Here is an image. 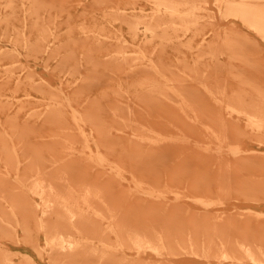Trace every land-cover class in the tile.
I'll use <instances>...</instances> for the list:
<instances>
[{"label": "bare ground", "instance_id": "6f19581e", "mask_svg": "<svg viewBox=\"0 0 264 264\" xmlns=\"http://www.w3.org/2000/svg\"><path fill=\"white\" fill-rule=\"evenodd\" d=\"M19 1L21 15H16V6L14 4H11L13 9L10 8L11 10L8 11V14H4L3 22L7 23L9 20L11 24L13 19L17 23H13L12 33L7 35L8 38L6 37L9 47L4 49L0 47V61L6 58L14 59L11 60V64L8 62L9 65H7L8 63H0L4 68L3 72H1V77L4 76V78H1L0 92L3 90L2 88L10 89L11 86H13L11 91L14 92V95L19 90L27 91V88L28 90H33V86L41 89L43 87L41 84H27V74L33 71L27 67L28 62L36 66L43 62V67L46 68V62L51 60V54L60 56L59 50L55 53L53 50L55 49L56 51V48L69 43L75 46L78 45V48L89 58L87 59L89 61H93V57H89L90 54L87 51H93L95 48L99 50L98 47L100 45L106 46L99 50L102 53L99 55L100 58L101 56H107L102 58V63H109L108 66L110 67H115L118 63L125 64V68H118L112 72L114 76L110 78L113 79L111 85H100L97 88L101 92L100 95H106L108 92L115 93L117 91L116 87L134 91V98L131 103L137 108H130L128 105L131 103L128 102L125 103V106L130 108L129 111L140 117V122L161 125L170 121L184 127V129L189 128L185 125V121L192 118L189 116L188 111L193 110L196 112V110H199V112L205 113L209 103L206 96L214 103L219 102L217 95L230 99L229 101L236 99L243 105L253 103V100L244 102L240 98V95L245 94H240L242 86L233 87L236 84L222 75H220V86L217 85L218 78L216 77H213L214 80L210 81L201 77H198L199 79L195 81L186 79L179 81L168 77L151 79L145 77L147 73L163 76L162 73L164 71H170L167 67L162 68V66L169 62L168 56L171 53L176 52V55L179 56V47L184 46L185 42H187L186 38L190 40L186 46H194L192 52L195 54L208 52L207 56L209 57L210 54H213L212 49H217V46L208 44L203 36L196 37L192 34L190 37L186 36V38H183L174 32H171L173 33L172 35L169 34L170 31L176 29V25L184 26L183 32L189 31L190 25L188 23L190 21H187L186 18L190 12L182 16L177 9L178 5L186 4L187 0H153L156 6L161 1L165 4L168 2L169 5H162L165 10L163 12L161 9L156 8L155 12L147 15V18L137 15L125 17L126 12L117 13V10H123L124 8L121 5V0H118L114 6L117 10L113 7L111 1L107 3L108 7L115 9L117 13L116 17H114L117 22L113 27L119 29V35L125 37L126 33L132 43H154V47L158 51L153 52V56L146 57L140 51L142 56L146 57L144 61L135 60L127 56L121 39L117 42L118 50L109 52L108 46L113 44L112 39L115 38L116 40L118 36H112L108 32L100 30L89 29L88 17L93 16L94 12L100 9L102 4L106 5L105 2L102 3L100 0H79L76 1L77 5H75L74 3H65L63 0L61 2L58 0L60 3L58 2L57 4L48 0ZM254 1L225 0V6L234 15L245 17L255 10ZM4 4L6 6V3ZM15 4L17 5V3ZM97 4L99 7L96 6ZM75 16H80L77 25L72 22V18ZM0 20L2 19L0 18ZM139 24L143 25L141 30L138 28ZM44 29L47 32L46 38L42 36ZM194 41L196 43L191 44ZM68 54L67 51H63L61 56H67ZM22 60L26 62L27 66L21 63ZM100 61L96 60L93 64H97ZM53 62L65 65L70 60L63 57L61 60L55 59ZM10 67L12 69L17 67L19 70L16 72V68H14L15 72H12L14 75L10 73V75L6 76V70L8 71ZM102 73H105L104 70L97 69L95 73H92V78L95 77L99 80ZM99 76L100 78H98ZM146 80L149 81L148 85H139ZM29 82H33V80L30 79ZM207 83L210 85V89L206 87ZM5 84H10L11 86L8 87ZM93 88L95 86L92 85L89 97L97 95V90H93ZM212 88L215 90H212ZM136 89H139L138 92ZM71 90V96L76 97L79 91H77V87H71ZM227 90H230L228 95L226 93ZM29 95L30 93L26 92L25 98H16V102H12L18 105L17 110L25 111L26 106L30 102ZM108 97H110L109 94ZM7 103L11 104L10 102ZM66 103V106L70 107V114H68L69 112L67 113L64 107L65 104L49 100L36 105L41 108L23 112V116L7 115L8 117L5 118L4 124L8 123L11 134L17 131L19 136L26 134L28 126H33V124L47 128L55 125L58 127L54 129V136L56 135V130L59 129V125L69 124L71 121L75 122L77 120L78 108L70 101H66ZM88 106L84 107L86 109L84 114H87ZM5 110L3 109V111ZM19 111H16V113ZM195 116L193 115V118ZM253 117L256 118L257 116ZM29 118L34 123H29ZM249 118L250 116H247L248 122H251ZM87 119L96 121L91 116H87ZM81 120L86 123L83 119ZM261 120L262 118L257 117V122ZM234 121L237 122L236 120H231V118L224 120L220 114V127L228 129L232 127V123H235ZM263 126L264 124H256L257 128ZM41 141L43 143V140ZM95 143L97 149H99V143L97 141ZM101 144L103 145V143ZM119 147L120 154L118 159L127 163L132 170L135 172L151 170V175L147 177V180L156 179L161 174L160 171H164L163 176L165 173L166 177L172 176L173 178L170 179L174 180H177L176 176L179 174L187 175V181L195 184L196 182L198 183V176L204 171L211 169V167L213 169L209 177H215L218 180L223 177L227 178L229 174L235 177L242 175V170H249L252 167L264 168V153H254L252 145H247L245 149H238L237 152L243 151L244 153L238 154L235 161L226 159L228 157L221 154L220 151V158L218 156L214 158L213 163H211L212 157L204 153L200 155L197 152H191L188 141L183 140L179 143L175 142L172 137H169V140H164L163 138L141 135L137 140L127 141V143L120 144ZM75 151L76 149L74 150L73 148L67 150L65 157L60 159V165L63 166L66 176L68 174L67 178L71 175H77V172L85 163L82 159L98 161L99 155H95L91 151H88V154L85 153L83 156L75 154ZM12 152H14V149ZM109 152L117 153L114 150H109ZM78 153H81V151ZM154 163L159 165H153ZM201 168H205V170L196 171ZM170 172H172V175ZM246 175H248V178L244 182L242 181L244 188L241 186L245 191H242L239 195L241 199L244 201L264 200V174L257 176L259 177L258 179L249 177L254 175L252 172ZM44 176L46 175L44 174ZM0 177L2 176L0 175ZM46 179H49V177ZM223 179L225 180V178ZM239 179L232 180L237 183ZM43 180L35 181L32 187V191L38 190L36 192L41 195V199L47 200L43 203L41 211L36 214L30 208L32 204L26 202L25 198L21 197V194L18 195L11 190L2 188L3 185L0 178V198L8 199L9 202V208L6 210L7 214L3 212L0 215V223L4 221L6 228L12 229V231H14L13 228L15 226H20L26 232L28 231L29 218L32 217L31 215L35 216L38 229L42 231L49 248L55 252L54 256H52L51 264H66L71 259H74V264H264V205H256L257 207L255 208L257 210H253L245 202L244 204L241 203V206L248 207L246 212L231 211L240 206V204H227V200H231L230 198L228 199L230 196V189H227L228 185L225 191L218 188V184L217 188L206 186L202 189L187 188L185 190L148 189L145 191L140 190L139 193L136 191L133 194L123 192H115L113 194L108 191V197L114 202L121 201L123 206L121 205V208L118 206L116 208L113 207V210L109 212V217H118V219L115 218L116 223L112 221L107 224L109 231L116 235L115 243H106L103 240L106 230L98 226L95 221L89 219V216H86L85 211L80 206L69 205L70 197L60 196L53 180H47L46 186H43ZM205 182L207 181L205 180ZM235 185L237 186V184ZM251 186H257L260 189L252 190L250 189L253 188ZM237 189L234 190L238 191ZM91 197L101 201V203L105 202L100 191L93 192L89 188H86L85 192H83L81 200L88 202ZM95 214L100 217L107 216L99 211ZM89 235L96 239L97 245L88 244ZM236 249H239V252L244 256L239 257L236 254ZM57 253L63 255L64 261L55 257ZM0 264L20 263H16L8 251L0 245Z\"/></svg>", "mask_w": 264, "mask_h": 264}, {"label": "rangeland", "instance_id": "374dc122", "mask_svg": "<svg viewBox=\"0 0 264 264\" xmlns=\"http://www.w3.org/2000/svg\"><path fill=\"white\" fill-rule=\"evenodd\" d=\"M13 1L14 2L12 3V0H0V18L2 19L0 20V29L6 32L0 30V47H3L2 49L9 47L7 35L12 33L13 23H15L13 19L11 20V24L9 23V20L7 23L4 21V23V14H8V11L11 10V4L16 6V15L22 14L19 10L21 7L19 3L20 1ZM48 1H52V3L55 2L54 4L59 2L58 0ZM61 1L62 0H60V2ZM63 1L65 3H74L77 5L76 1L79 0ZM100 1L102 3L105 2L106 5L102 4L100 9L96 12L93 11V16L88 17L89 29H94L96 31L100 30L102 32H108L109 35L118 36L116 40L113 38L112 41L114 43L108 46L109 52H111V50H118L117 42L121 39L126 55L130 58L144 61L146 60V57L153 56V52H156L157 50L154 47V43H132L126 36V33L125 37L119 35V29L113 27L117 22L114 20V17H116V14L119 12H126L125 17H133L132 15H137L147 18V15L155 12L156 8L161 9L162 12L165 11L163 9L164 6H162L165 3L161 1L158 6H156L153 0H121V5L124 8L123 10H117L114 6L118 0ZM109 1L112 2L117 13L115 9L108 7L107 3ZM24 2H27V0ZM4 3H6L7 7ZM15 3H17L18 6ZM254 4L255 10L245 17H240L234 15L233 12H230L225 6V0H187L186 4L177 6L178 11L181 12L179 14L182 16H184L183 14H188V12H190L186 18L187 21H190L188 23L190 28L189 31L183 32L182 29L184 26L176 25V29L170 31L169 34L172 35L173 33L171 32H174L177 35H181L183 38H186V36L190 37L192 34L196 37L203 36L208 44L215 47L217 46V49H212L213 54H210L209 57L207 56L208 52H199L195 54L192 52L194 46H186L188 45V41H190L186 38L187 42H185L184 46L179 47V56L176 55V52H173L168 56L169 62L166 65L160 64L164 65L162 68L167 67L170 71H164L162 73L163 76L155 73H147L145 74V77L147 79L168 77L175 78L179 81L183 79L195 81L199 79L198 77L210 81L214 80L213 77H216L218 78L217 85L220 86V75H222L236 84L233 85V87L237 85L242 86L240 94H245L240 95V98L244 102L253 100L254 103L243 105V103H240L236 99L229 101L230 99L221 95H217L219 102L214 103L205 95L209 101L207 111L205 113H201L199 110H196V112L193 110L188 111L189 116L192 118L193 115L196 116L193 119L190 118V120L185 121V125L189 127L186 129L170 121L164 122L161 125L140 122V117L132 111H129L130 108H137V106H134L131 103L134 98V91H127L122 87H116L117 91L115 93L108 92L106 95H100L101 92H99L97 87L100 85H111L113 79L110 78H113L114 76L112 72L115 69H123L126 67L125 64L118 62V65L115 67L112 63L111 65L113 67L108 66L109 63H102V58L107 56H101L100 58L99 55L102 53L99 50H102V47L104 48L106 46L100 45L98 47L99 50L95 48L93 51H87L88 54L91 55H89V57H93V61L87 60L89 58L82 53L83 51L78 48V45L75 46L69 43L56 48V51L55 49L53 50L54 53L59 50L60 56L51 54V60L46 62V68L43 67V62H40V65L37 66L28 62L27 66L26 62L22 60L21 63H24L27 67L33 70L32 72L28 71L29 74H27L26 78L28 82L27 84H41L43 87L38 89V87L33 86L34 91L28 90L27 88V91L19 90L14 95V92L11 91L13 86L5 84L8 87L11 86V88H2L3 92H0V103L3 101L0 104L2 106H0V119H2L0 120V175L2 176L0 178L2 180V188L11 190L18 195L21 194V197L25 198L26 202L32 204L30 205V208H32L33 212L37 214L41 211L43 203L47 200L41 199V195L37 193V189L32 191L33 183L44 179L42 183L43 186H46L45 184L48 182L47 180H53L55 186L59 190V195H64L66 198L70 197L69 205L74 207L76 205L80 206L85 211L86 216H89V219L95 221L98 226L103 227L106 230V233H104L103 236V240L106 243H115L116 235L109 231L107 224H110L112 221L113 223L114 221L116 223L115 218L118 219V217H109V212L110 210H113V207L116 208V206H118L121 208L123 206L121 201L114 202L111 200L108 197V191L113 194L115 192L133 194L136 193V191L139 193L140 190L145 191L148 189L185 190L187 188L202 189L206 186L217 188L216 186L218 184V188L221 190L224 189L223 191H225L227 185V189H230V196L228 199L230 198L231 200H227V204H240V206L231 210L233 212L237 211L243 213L247 211L248 207L257 210L255 208L257 207L256 205H264V202H261L264 200L244 201L239 196L242 191H245L243 189L244 186L242 181L244 182V180L248 178V175L246 174L252 172L254 175L249 177L258 179L259 177L257 176L264 174V168L252 167L249 170H242V175H245L243 177L242 175H237L238 177H235L229 174L227 178L223 177L225 180L227 179L226 181L228 182L226 183L223 178L218 180L215 177H209L213 169L211 167V169L204 171L198 176V183L196 182L193 184L187 181V175L179 174L176 176L177 180H174L170 179L173 178L172 176L166 177L165 173L163 176L162 174L164 171H160L161 174L160 172L159 174L161 176L159 175L156 179L147 180V177L151 175V170L135 172L127 163L118 159L120 154V144L127 143V141L131 142L137 140L141 135L145 137L149 135L152 138H163L164 140H169V137H172L175 142L179 143L180 141L186 140L190 144L189 150L191 152H197L200 155L204 153L205 155L212 157L211 163L214 162V158L217 156L220 158V151L221 154L228 157L226 159L235 161L238 154L244 153L243 151L237 152V150L245 149L247 145H252L254 153H264V126L260 128L256 127L257 123L264 124V0H255ZM165 5H169L168 2ZM96 6L99 7L98 4ZM72 19L73 24L77 25L80 16H75ZM142 27V24L138 25L140 30ZM45 29L42 32L44 38L47 37ZM195 41L191 44H195ZM63 51H67L69 54L67 56H61ZM140 51L143 52L146 57L142 56ZM63 57L70 60V62L65 65H59L53 62V60H61ZM11 60L14 59L6 58L1 60L0 63L10 62L11 64ZM96 60H99L100 62L93 64ZM7 65H9V63ZM0 68L1 82V78H4V76L1 77V72H3L4 68L3 66ZM14 68H16V72L19 70L17 67ZM14 68L12 69V67H10L8 71L6 70V76L10 75L13 71L15 72ZM257 68L261 70H258ZM97 69H102L105 72L101 74V78L100 76L98 77L100 78L99 80L95 77L92 78V73H95ZM12 74L14 75V73ZM30 79H32L33 82H29ZM12 84L14 83L12 82ZM148 84L149 81L146 80L139 85L146 86ZM92 85L95 86L93 90H97V95L89 97V91ZM75 86L77 87V91H79L76 97H72L70 94L72 91L71 87ZM206 87L209 89L211 88L208 83ZM138 90L139 89H136L137 92ZM212 90L215 89L212 88ZM26 92L30 93L28 96L30 102L28 106H26L27 108L25 111H19L17 110L18 105L13 103L16 102V98H25ZM229 92L230 90L226 91L227 95ZM108 94L110 97H108ZM49 100L65 104L64 107L67 110V113L69 112L68 114H70V107L66 106V101L73 103L74 106L78 108L77 120L75 122L71 121L69 124L59 125V129L56 130V135L54 136V129L58 127L55 125L47 128L33 124V126H28L26 134L19 136L17 131L14 134L10 133L9 125H7L8 123L4 124L6 117L13 114L23 116L27 111L41 108L40 106H36L38 103H43ZM7 102H10L11 104ZM126 102L131 103L128 105L130 108L125 106ZM87 106L89 107L87 114H84V110H86L84 107ZM3 109L6 110L3 111ZM16 111L19 112L16 113ZM1 112L4 113L1 114ZM220 114L224 120L230 118L231 120H236L237 122L234 121L236 124L232 123V127L228 129L220 127ZM87 116L95 118L96 121H90L88 119L87 121ZM247 116H250L249 119L251 122H248ZM253 116L260 117L262 120L257 122V117L255 118ZM28 122L34 123L30 118L28 119ZM41 140H43V143ZM95 141L99 143V149H97ZM100 142L103 143V145ZM72 148L74 150L76 149L75 154H80V156L85 155V153L88 154V151L99 156L98 161L82 159L85 163L77 172V175H71L67 178L68 174L66 176L63 166L60 165V159L65 157L66 151ZM13 149L14 152H12ZM109 150L117 151V153H111ZM79 151H81V153H78ZM155 164L158 163H154L153 165ZM203 170H205V168L196 171ZM192 172H194V170H192ZM44 174L49 177V179H46L47 177L44 176ZM170 174L172 175V172H170ZM237 178H240V181L238 180L237 183H234ZM205 180L207 182H205ZM220 181L221 183H219ZM235 184H237V186ZM251 187H253L250 188L252 190L260 189L257 186ZM86 188H89L93 192L100 191L101 195L103 194L105 202L103 201L101 203V201L96 200L95 198L92 199V197L90 198L91 201L89 200L88 202L81 200ZM233 188L235 190L238 188L237 190L239 192L235 191ZM245 202L248 207L241 206V203L244 204ZM8 208V199L0 198V215L3 214V212L7 214L6 210H8ZM98 211L103 212L107 216L100 217L95 214ZM31 216L32 217L29 218L27 224L28 231L26 232L23 231L20 226H15L13 228L14 231H12V229H7L5 222H1L0 245L8 251L16 263L51 264L53 260L52 256H54L55 252L49 248V244L44 238L42 231L38 229L36 217L33 215ZM89 238L90 240L88 244H98L96 239L91 235H89ZM236 254L239 255V257L244 256L239 252V249H236ZM55 257L64 261L61 253H57ZM73 260L71 259V261H67L66 264H74Z\"/></svg>", "mask_w": 264, "mask_h": 264}]
</instances>
